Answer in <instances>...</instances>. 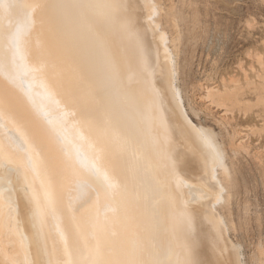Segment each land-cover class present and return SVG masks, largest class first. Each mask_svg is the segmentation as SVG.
<instances>
[{
	"label": "bare ground",
	"instance_id": "obj_1",
	"mask_svg": "<svg viewBox=\"0 0 264 264\" xmlns=\"http://www.w3.org/2000/svg\"><path fill=\"white\" fill-rule=\"evenodd\" d=\"M165 1L0 0V264H246L219 213L226 152L185 111ZM240 91L204 94L250 110Z\"/></svg>",
	"mask_w": 264,
	"mask_h": 264
},
{
	"label": "rangeland",
	"instance_id": "obj_2",
	"mask_svg": "<svg viewBox=\"0 0 264 264\" xmlns=\"http://www.w3.org/2000/svg\"><path fill=\"white\" fill-rule=\"evenodd\" d=\"M169 2H164L168 5L164 26L172 33L174 23L170 21ZM174 6L173 15L182 36L178 53L185 111L196 125L212 129L226 152L230 175L219 213L228 227L229 240L241 244L246 264H263L264 106L258 104V100L264 95L261 90L264 74V0H174ZM192 14L198 18L196 32L189 22ZM16 25L14 20L11 31ZM28 85L29 82H24L23 86ZM236 85L241 87L242 104H250V110L237 108L226 112L224 107L206 100L205 88L222 90L224 86ZM38 119L29 118L27 124H34ZM42 154L46 155V152ZM106 209L110 211L109 203L101 206V210ZM58 210L63 209L55 207V211Z\"/></svg>",
	"mask_w": 264,
	"mask_h": 264
},
{
	"label": "snow or ice",
	"instance_id": "obj_3",
	"mask_svg": "<svg viewBox=\"0 0 264 264\" xmlns=\"http://www.w3.org/2000/svg\"><path fill=\"white\" fill-rule=\"evenodd\" d=\"M28 7L34 9V8L40 7V5L39 4H33V5H28ZM53 7L65 9V8H72V7H85V5H73V4L60 3V4L53 5ZM215 160L219 164V166H221V167L223 166L222 157H221L219 152L215 153ZM108 187L109 188H115L116 185L112 182H109Z\"/></svg>",
	"mask_w": 264,
	"mask_h": 264
}]
</instances>
